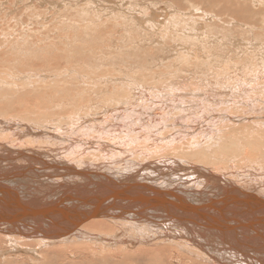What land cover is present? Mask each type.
<instances>
[{"label": "bare ground", "instance_id": "obj_1", "mask_svg": "<svg viewBox=\"0 0 264 264\" xmlns=\"http://www.w3.org/2000/svg\"><path fill=\"white\" fill-rule=\"evenodd\" d=\"M69 3L67 2L68 5ZM25 5L27 4L23 6ZM168 5L165 7L168 8ZM186 5L188 6V3ZM248 5L252 8V13L248 15L249 23L246 27L240 26L244 31L256 30L263 36H256V43L252 42L248 46L237 48L234 46L237 44L234 42L237 41L236 37H233L235 40L229 43L231 39L226 40L227 34L221 40L218 38L220 36L218 32L216 38L229 43L226 46L217 40L219 48L221 45L223 48L228 47L225 48L226 52L221 50L222 56L235 55L238 56V59L244 58L245 61L242 68L232 64L227 72L225 67L228 62L223 60L221 53L218 54L220 57L215 60L214 56L218 55L206 48L210 52L206 61L212 58L214 60H210L212 64L207 63L206 65H204L206 61L203 64L199 62L200 67L205 68L206 66V69L209 65L212 67V72L205 75L202 73L204 76L201 80L199 77H195L199 78L197 85L202 88L193 85L195 79L191 84L192 87L189 86L188 82H192L190 79L194 78L191 77L192 74L187 75L189 77L187 83L186 80L173 81L174 78L169 79L168 88L164 91L155 88L157 92L149 90L147 88L149 86L145 87L144 81L139 80L133 82V88L126 86L124 87L126 90L116 91V88V90L109 91L108 87L104 88L101 85L106 86L110 77L99 76L102 77L101 81L95 74L96 79L90 75L84 78L83 76L87 75L75 73L72 78V75L65 72L66 77L61 79L62 81L58 79L61 73L57 71L51 75L41 73L36 78L30 76L31 74L24 75L17 79L21 81L20 84L25 87V90L21 85L17 84L20 88L15 85L18 81L16 83L14 81L7 82L5 78L0 77V148L4 149L2 153L9 152L11 154L8 159L11 168L10 174L4 177L0 173V258L3 259L1 264H19L17 258H8L3 249L20 252L22 248H28L29 251L23 250V252L33 251L32 253H35L36 256H40L41 253L38 258L22 257L27 259L28 264H264V134L260 132L264 128V120L256 121L255 118L248 116L246 110L238 108V92L235 88L245 77H254L264 73V0H245L241 7L247 9ZM236 6L240 7V5ZM236 6L234 7L237 9ZM4 8H1L0 12ZM157 9L159 8L157 7ZM91 15L93 16V13ZM102 15L104 16V14ZM178 15L176 14V16ZM159 16L161 18V15ZM6 17L4 16V18ZM242 21H245V14L242 15ZM171 22H174V19ZM70 23V28L77 29L75 22L71 21ZM135 23H132L134 28ZM181 24H183L182 20ZM167 26L165 25V27ZM12 27L14 28V26ZM124 28L121 30L123 31ZM85 29L87 28L85 27ZM116 29L119 31L118 28ZM185 30V35L189 40L195 39L196 30L188 32L189 28ZM80 31V36H83L85 33L83 30ZM207 33L210 34V31ZM27 34L21 32L19 38L28 40L30 37H27ZM133 35L135 36V34ZM0 36L2 37V34ZM71 37L70 35H59L53 39L59 43H64V41L68 43L71 41ZM78 37L75 39L81 42V38ZM39 38L48 40L50 36L44 35ZM120 38L122 37L120 36ZM13 39L11 38V40ZM203 40L205 39L203 38ZM207 40L209 41L208 38ZM6 42V40L2 41L5 44ZM107 42L105 40V43ZM195 42L197 44L194 45V49L202 51L201 43ZM203 42L202 44H209ZM113 43L116 42L113 41ZM211 44L207 46L211 48L214 45ZM7 46L8 44L4 46L5 49H11L13 45ZM178 48L174 49L175 52ZM79 49L81 53H84V48L78 47ZM105 49L108 48L105 47ZM128 49L130 50L129 46ZM183 49H186L184 52L181 51L187 57L191 51L188 53L187 48ZM194 49H192L191 55H193ZM206 49L204 54L207 52ZM108 51L110 50L108 49ZM171 51L169 50V52ZM88 53L90 52L88 51ZM134 53L136 54V51ZM164 53L168 54L167 50ZM175 54L177 55V52ZM124 55L126 56V53ZM206 55L208 56V54ZM177 56L175 59L181 55ZM109 57L110 60L112 57L114 58L111 55ZM189 57L183 58L182 64L174 59L173 62L176 61L178 66L179 64L183 65V62L188 63ZM87 59L89 58L87 57ZM161 59H163L162 56ZM97 60L100 61L98 58ZM196 60L197 58L194 59V64L197 65ZM194 64L192 65L196 67ZM70 66L73 69L74 66ZM102 66L106 65L102 64ZM202 67L200 70L203 69ZM91 68L93 67L91 66ZM134 72L136 71L134 70ZM205 72L207 71L205 70ZM105 73L107 72L105 71ZM137 73L135 74L137 75ZM168 73L164 75L166 76ZM183 73L188 74L187 71ZM163 76L160 77L163 78ZM165 76L164 78H166ZM185 78L187 79L186 76ZM48 79H52V81L58 79L55 83L56 86L62 83L71 85L55 88L50 84L47 88ZM176 80L178 79L176 78ZM86 84L89 87H85ZM160 87L163 88L162 85ZM229 87V91L234 97L227 99L223 94L217 92ZM198 94L200 96L208 95L214 102L218 98L216 101H220L221 104L216 103L209 106L208 102L207 104H205L206 102L201 103ZM144 95H149V99L154 103L144 104L142 98ZM119 100H123L124 106H131L123 109L131 112L130 121L123 126L115 116L109 119L105 118L112 113L111 109L115 110L121 105L114 104ZM98 101L101 104H98ZM176 101L180 102V105H175ZM133 102H136L137 105H130ZM173 112L176 115L184 114L185 117L178 116V118L174 117L170 120L169 115ZM262 113H264V109ZM136 114L139 122L134 119ZM217 115L221 118L216 120ZM142 116H145L149 122L143 123ZM216 121L217 124L219 123L218 130L215 129V131L211 129V126H207ZM171 125L172 129L173 127L175 129H173L174 131L179 130L176 126L180 125L182 128L178 131L180 136L192 133L199 136L183 139L184 142H187L185 144L179 140L183 145L174 148L176 146L174 134H170L174 139L171 138L169 143H166L169 139L164 136V130ZM215 126L214 128H216ZM190 131L191 133H189ZM166 132L169 134V130ZM154 134H157V137H154ZM109 137L111 139L115 137L113 142ZM116 142H119L120 149L116 147ZM125 142L132 145V148L124 147L125 149H123L122 146ZM9 145L11 146L7 147ZM120 153L125 156L121 157ZM26 165L31 168H27L30 174L45 177L47 183L40 184L30 182L29 179L19 178L21 174L25 173ZM155 199L160 204L156 205ZM4 255L7 259L2 258Z\"/></svg>", "mask_w": 264, "mask_h": 264}, {"label": "rangeland", "instance_id": "obj_2", "mask_svg": "<svg viewBox=\"0 0 264 264\" xmlns=\"http://www.w3.org/2000/svg\"><path fill=\"white\" fill-rule=\"evenodd\" d=\"M38 1V2H36ZM44 1V2H43ZM59 1V2H58ZM70 1V3H69ZM77 1V2H76ZM81 1V2H80ZM85 1V2H84ZM106 1V2H105ZM184 1V3H183ZM181 0V3H180V0H172L173 4H171V0H165V1H162V0H0V10L1 8H4V10H2L0 12V35L2 34V37H1V43H0V77L1 78H5L7 80V82H11V81H14L16 84V86H19L21 85V81L19 79H17L18 77H22L24 75H30L34 78L37 77V75L43 73V74H46V75H51L53 73H55V71L57 72H60L61 73V76L58 78V79H62L65 76V72H67L70 76L72 75V78L74 76V73L75 74H79V75H87V76H83L84 78L86 77H89V75L93 78L96 79V77H98L97 79L101 80L100 78H105V77H110L109 78V81L107 80V83H106V86L105 85H101V87H108L107 90L109 91H113V90H117L116 91H119V90H122L124 89V87H128V88H133V82L135 81H141L143 82L144 81V86L147 87L149 90H153L155 92H157V89L158 90H163L164 89L166 90L169 86L168 84V81L169 79L171 78H174L173 81H185L186 80V83L187 81L189 80L188 76L189 74H192L191 77H194V78H191L190 80L192 82H188L189 83V86L192 87L191 84L195 85V86H198L197 83H198V80L200 78V80L203 78V76L208 73V72H212V67L211 65L207 66V69H206V66L205 68L202 67L203 69L200 70V63H205L206 61V58L209 57V54L210 52L209 51H214V53L216 55H218L219 53H221V56L223 54L222 51L226 52V49L228 47H225L223 48V46L221 45V48H219L217 46V40L219 39H223L226 37V34H227V37H226V40H230V42H233L235 39H237V41L235 40V44L234 46H237V48H240V47H244V46H248L250 43H256L255 42V37L256 36H263V35H260V33L256 30H248V31H244L242 29L241 26H245L248 25V15L250 13H252V8L251 6L248 5V8H242L241 5H244V1L245 0H236V1H232L234 2L232 4V2L230 0ZM221 1V2H220ZM16 2V4H15ZM40 2V3H39ZM65 2V3H64ZM67 2L69 3V5L67 4ZM84 2V3H83ZM109 2V3H108ZM171 2V3H170ZM175 2V3H174ZM225 2V3H224ZM243 2V4H242ZM63 3V4H61ZM78 3V4H77ZM170 3V4H169ZM188 3V6L186 5ZM220 3V4H219ZM228 3V4H227ZM24 4H27L25 6H23ZM62 6H61V5ZM65 4V5H64ZM85 6H84V5ZM169 4V5H168ZM185 4V5H184ZM16 5V6H15ZM67 5V6H66ZM75 5V6H74ZM79 5V6H77ZM160 5V7H159ZM166 5H168V8L165 7ZM172 5V6H171ZM179 5H182V6H179ZM192 5V6H191ZM233 5V6H231ZM236 5H240V7H237ZM12 6V7H11ZM13 6H14V9H13ZM84 6V7H83ZM174 7V8H171V7ZM204 6V7H203ZM224 6H226L224 8ZM236 6L237 9L234 7ZM8 7V8H7ZM28 7V8H27ZM58 7V8H57ZM115 7V8H114ZM157 7L160 9H157ZM166 8L165 10L163 8ZM194 7V8H193ZM211 7V8H210ZM219 7V8H218ZM232 7V9H231ZM24 8V9H23ZM83 8V9H81ZM104 8V9H103ZM183 8V10H182ZM201 8V9H200ZM242 8V9H241ZM10 10V13H9V10ZM17 9V10H16ZM102 9V11H101ZM112 9V10H110ZM187 9V10H186ZM190 9V10H188ZM224 9V10H223ZM230 9V10H229ZM234 9V10H233ZM6 10V11H5ZM14 10V11H13ZM16 10V11H15ZM27 10V11H26ZM109 10V11H108ZM117 10V11H116ZM131 10V11H130ZM159 10V11H158ZM226 10V11H225ZM236 10V11H235ZM30 11V12H29ZM108 11V12H106ZM113 11H116V12H113ZM121 15H119L120 13ZM158 11V12H157ZM173 11V12H172ZM193 11V12H192ZM209 11V12H208ZM233 11V12H232ZM238 11V12H237ZM29 12V13H28ZM87 12V13H86ZM111 12V14H110ZM113 12V13H112ZM170 12V13H169ZM237 12V13H236ZM243 12V13H242ZM5 13V15H4ZM6 13H9V14H6ZM93 13V16L91 15ZM118 13V14H117ZM123 13V14H122ZM128 13V14H126ZM6 18H4V16ZM104 14V16L102 15ZM130 14V15H129ZM176 14L178 16H176ZM190 14V15H189ZM193 14V15H192ZM225 14V15H224ZM245 14V21L243 22L242 21V15ZM102 15V16H101ZM129 15V16H128ZM132 15V16H131ZM161 15V18L160 16ZM233 15V16H232ZM239 15V16H238ZM49 16V17H48ZM108 16V17H107ZM119 16V17H118ZM137 16V17H136ZM165 16V17H163ZM180 16V17H179ZM198 16V17H197ZM217 16V17H216ZM80 17V18H79ZM100 17V18H99ZM122 17V18H121ZM168 17V18H167ZM170 17V18H169ZM179 17V18H177ZM195 17V18H194ZM210 17V18H209ZM222 17V18H221ZM9 18V19H8ZM121 18V20H120ZM194 18V19H193ZM214 18V20H213ZM220 18V19H219ZM240 18V19H239ZM14 19V20H12ZM17 19V20H15ZM139 19V20H138ZM160 19V21L158 20ZM172 19H174V22H171ZM197 19V20H196ZM199 19V20H198ZM212 19V20H211ZM233 19V20H232ZM238 19V20H237ZM80 20V21H79ZM92 20V21H91ZM94 20V21H93ZM126 20V21H125ZM178 20V21H177ZM180 20V21H179ZM181 20L183 22V24H181ZM186 20V21H185ZM223 22H222V21ZM236 20V21H235ZM3 21V22H2ZM5 21V22H4ZM9 21V22H8ZM15 23H14V22ZM75 22L76 26H77V29L74 28V30L72 28L69 27V25L71 24L70 22ZM80 23H79V22ZM129 21V23H128ZM136 23H135V22ZM166 21V22H165ZM170 21V22H169ZM177 21V22H176ZM185 21V22H184ZM201 21V22H200ZM240 21V22H239ZM179 22V23H178ZM189 22V23H187ZM193 22V23H192ZM226 22V23H225ZM239 24H236L238 23ZM247 22V23H246ZM2 23V24H1ZM64 23V24H63ZM124 23V24H123ZM132 23H135V28L133 27L134 25ZM141 23V24H140ZM146 23V24H145ZM169 23L170 26H169ZM178 23V24H176ZM200 23V24H199ZM230 23H233V24H230ZM6 24H8L6 26ZM61 24V25H59ZM67 26H66V25ZM78 24V25H77ZM81 24V25H80ZM85 24V26H83ZM90 24V26H89ZM176 24V25H175ZM181 24V25H180ZM186 24V25H184ZM193 24V25H192ZM203 24V25H202ZM205 24V25H204ZM220 24V25H219ZM4 25V26H3ZM22 25V27H21ZM114 25V27H113ZM123 25V26H122ZM132 25V26H131ZM165 25L167 27H165ZM193 27H192V26ZM199 25V26H198ZM209 25V27H208ZM241 25V26H240ZM2 26V27H1ZM11 26H14V28ZM20 26V27H19ZM92 26V27H91ZM111 26V27H110ZM117 26V27H116ZM122 26V27H121ZM126 26V27H125ZM131 26V27H129ZM141 26V27H140ZM152 26V27H150ZM224 29H222L223 27ZM227 28H231L232 29H227ZM229 26V27H228ZM27 27V29H26ZM62 27V28H61ZM85 27L87 29H85ZM94 27L95 30H94ZM125 27V28H124ZM129 27V28H128ZM168 27H169V30H168ZM196 27V28H195ZM206 27V28H205ZM213 27V28H212ZM220 27V28H219ZM241 27V28H240ZM2 28V29H1ZM56 28V29H55ZM82 28V29H81ZM110 28V29H109ZM118 28L119 31L116 29ZM122 28L123 31L121 30ZM141 28V29H140ZM146 28V29H145ZM163 28V29H162ZM178 28V29H177ZM188 31H194L196 30V34L198 35V37L201 36V34H203L200 39H198L197 35L195 36V39H192V40H189V38H187L188 36L185 35V29H188ZM192 28V29H191ZM198 28H200V30H197ZM211 28V29H210ZM235 28V29H234ZM7 29V30H6ZM9 29V30H8ZM12 29V30H10ZM21 29V30H20ZM65 29V30H64ZM145 29V30H144ZM155 29V31H154ZM156 29H159V30H156ZM202 29H204L203 31H201ZM234 29V31H233ZM25 30V31H24ZM33 30V32H32ZM80 30H83V32L85 34H83V36H80ZM87 30V31H85ZM90 30V31H89ZM125 30V31H124ZM137 30V31H136ZM144 30V31H143ZM161 30V31H160ZM223 30V32H221ZM225 30H226V33H225ZM2 31V33H1ZM4 31V32H3ZM30 31V32H29ZM37 31V32H36ZM43 31V32H42ZM47 31V32H46ZM80 31V32H79ZM110 31V34H108ZM138 33H136V32ZM141 33H139V32ZM148 31V33H146ZM164 31V32H163ZM181 31H184V32H181ZM210 31V34L207 33ZM214 31V32H213ZM12 32V34H11ZM25 34V33H28L27 34V37H30L28 40H21L19 37V34ZM40 32V33H39ZM57 32V33H56ZM73 32V33H72ZM82 32V33H83ZM92 32V33H91ZM114 32V33H112ZM121 32V33H119ZM145 32V34H144ZM158 32V33H157ZM176 32V33H175ZM200 35H199V33ZM205 32V34H204ZM212 32V33H211ZM220 34H219V33ZM248 32V33H247ZM251 32V33H250ZM48 33V34H47ZM61 33V34H60ZM81 33V35H82ZM94 33V34H93ZM118 33L119 35L117 36ZM123 33V34H122ZM164 33V34H163ZM185 35H183V34ZM218 33V38H216V34ZM230 33V34H229ZM72 34V35H71ZM74 34V35H73ZM104 34V35H102ZM114 34V35H113ZM122 34V35H121ZM126 34V35H124ZM135 34V36L133 35ZM140 34V35H139ZM175 34V35H174ZM182 34V36H181ZM209 34V35H208ZM225 34V36H224ZM229 34V35H228ZM44 35H47V36H50V38L48 40H41V38L39 37H42ZM59 35H67L71 37V41L67 43V41H64V44L63 42H60L59 41H55L53 39V37L55 36H59ZM85 35V36H84ZM89 35H90V39H89ZM98 35V36H97ZM133 35V36H131ZM140 37H139V36ZM149 35V36H148ZM208 37H207V36ZM213 35V36H212ZM215 35V36H214ZM234 35V36H232ZM247 35V36H246ZM5 36V37H4ZM22 36V35H21ZM77 38L78 37L82 43V44L78 39H75V37ZM87 36V37H86ZM120 36L122 38H120ZM173 36V37H172ZM177 36V37H175ZM187 36V37H186ZM206 38H205V37ZM231 36V38H230ZM241 36V37H240ZM108 37V38H107ZM112 37V38H111ZM118 37V38H117ZM145 37V38H144ZM175 37V38H174ZM184 37V38H183ZM187 39H186V38ZM205 40H203V38ZM210 37V38H209ZM212 37V38H211ZM229 37V38H228ZM233 37L235 38L233 40ZM240 37V39H239ZM11 38L13 40H11ZM103 38V39H102ZM207 38L209 39V41L207 40ZM216 38V39H215ZM251 38V39H250ZM21 41H20V40ZM89 42H88V40ZM126 39V40H125ZM132 39V40H131ZM137 39V40H136ZM158 39V40H157ZM179 39V40H178ZM183 41H182V40ZM186 39V40H185ZM198 39V40H196ZM211 39V40H210ZM253 39V40H252ZM264 39V38H263ZM7 41L6 44L5 43H2V41ZM11 40V41H10ZM17 40V41H16ZM84 40V41H83ZM94 40V41H93ZM96 40V41H95ZM105 40L107 43H105ZM112 40V41H111ZM185 40V41H184ZM199 40H203V41H199ZM212 40H215V41H212ZM219 40L218 42L219 43H224V45L226 44V46H228L229 43L226 42H223ZM233 40V41H232ZM9 41V42H8ZM74 41V42H73ZM76 41V42H75ZM93 43H92V42ZM112 43H111V42ZM116 42L115 44L113 43ZM124 41V42H123ZM128 41V42H127ZM146 41V42H145ZM195 41H197L198 43H201V50L202 51H198L197 49L195 50V44H197ZM13 42V44H12ZM17 42V43H16ZM73 42V43H72ZM118 42V43H117ZM119 42H122V43H119ZM155 42V43H154ZM164 45H162L163 43ZM181 42V43H180ZM203 43H209V44H202ZM10 43V44H9ZM72 43V44H71ZM76 45H75V44ZM80 43V44H79ZM86 43V44H85ZM92 43V44H91ZM98 43V44H97ZM108 43H109V46H108ZM131 45H129V44ZM146 43V44H145ZM162 43V44H161ZM194 43V44H193ZM211 43H213L214 45L216 46H207V45H212ZM8 44L7 47L12 46L14 47L15 49H13L11 47V49L9 48H6L4 46H6ZM16 44V46H15ZM57 44V46L60 48H58L57 46H55ZM70 46H69V45ZM88 44V45H87ZM102 44V45H101ZM106 44V45H105ZM143 44V45H142ZM149 44V45H148ZM157 44V45H156ZM53 45V46H52ZM64 45V46H62ZM68 45V46H67ZM130 48V50L128 49V46ZM139 45V46H138ZM148 45V46H147ZM161 47H159V46ZM173 45V47L171 46ZM180 45V46H179ZM187 48V52L189 53L190 51L192 52V49L193 50V55H191V52L190 54H187L188 56H190L188 58V63H184L183 62V65H181L182 63V59L183 58H187L185 57V53L184 50L186 49H183L184 47ZM195 45V46H194ZM257 45V44H255ZM260 45V44H259ZM263 45H264V41H263ZM102 46V48H101ZM108 48L110 51H108V49L106 50L105 47ZM125 46V47H124ZM147 46V47H146ZM178 46L180 47V49L178 48ZM190 46V47H189ZM205 46V47H204ZM207 46V47H206ZM4 47V48H3ZM44 47V48H43ZM52 47V48H51ZM62 47H67L66 49L62 48ZM78 47L83 49L84 50V53H81L80 52V49L78 50ZM91 47V49H90ZM135 47V48H134ZM137 47V49H136ZM176 47L178 48V50H176L177 52V55L180 56L179 58L175 59L177 56L175 53V50ZM189 47V48H188ZM214 47V48H213ZM216 47V49H215ZM219 50H218V48ZM71 48V49H70ZM165 48V49H164ZM182 48V49H181ZM192 48V49H191ZM206 48H209L208 50ZM73 49H76V50H73ZM97 49V50H96ZM100 49V50H99ZM121 49H122V52H121ZM133 49V50H132ZM163 49V50H162ZM207 50V52H205L204 54V50ZM211 49V50H210ZM10 50V51H9ZM15 50V52H14ZM18 50V51H17ZM58 50V51H57ZM74 52H73V51ZM90 53H88V51ZM112 50V51H111ZM167 50L168 54L167 53H164L165 51ZM169 50H173L171 52H169ZM183 52H182V51ZM222 50V51H221ZM4 51V52H3ZM63 51V53H62ZM66 51V52H65ZM72 53V55H70L68 52ZM78 51V52H77ZM92 51V52H91ZM100 51V52H99ZM131 51V52H129ZM136 51V54L134 53ZM159 51V52H158ZM216 51V52H215ZM219 51V52H218ZM9 52V53H8ZM17 52V53H16ZM22 52V53H21ZM58 52V53H56ZM102 52V53H101ZM116 52V53H115ZM150 52V53H149ZM180 52V53H179ZM183 55H182V53ZM186 52V51H185ZM218 52V53H217ZM4 53V54H3ZM61 53V54H60ZM76 53H79V54H76ZM100 53V55H99ZM124 53H126V56L124 55ZM143 53V54H142ZM198 53V54H197ZM16 54V55H14ZM62 56H60V55ZM76 54V55H75ZM81 54V55H80ZM89 54V56H88ZM91 54V55H90ZM103 54V55H102ZM107 54V55H106ZM117 54V55H116ZM130 54V55H129ZM140 54V55H139ZM145 54V55H144ZM166 54V55H165ZM171 54V56H170ZM173 54H175V56H173ZM180 54V55H179ZM203 54V55H202ZM208 54V56L206 55ZM52 55V56H51ZM59 55V57H58ZM66 55V57H65ZM69 55V56H68ZM80 57H79V56ZM114 56V58L112 57V59L110 60L109 56ZM119 55V56H118ZM159 57H158V56ZM168 55V56H167ZM185 55V56H184ZM202 55V56H201ZM14 56V57H13ZM72 56H74L72 58ZM77 56V57H76ZM84 56H86L85 58H83ZM107 56V57H106ZM121 56V57H120ZM128 56H129V59H128ZM133 56V57H132ZM161 56L163 57V59H161ZM177 56V57H178ZM201 56V58H200ZM214 56V55H213ZM7 57V59H6ZM54 57V58H53ZM57 57V58H55ZM65 57V58H64ZM70 57V58H69ZM87 57L89 59H87ZM96 57V58H95ZM123 57V58H122ZM131 57V58H130ZM144 57V58H142ZM152 57V58H151ZM158 57V58H157ZM164 57L166 58L164 60ZM169 57H171L169 59ZM197 58V62L198 64H194V59ZM203 57V58H202ZM205 57V58H204ZM215 60H217L220 55L218 56H214ZM223 57V56H222ZM222 57H221V60H222ZM14 58V59H13ZM60 58V59H59ZM78 58V59H77ZM94 58V60H93ZM97 58L101 61H98ZM212 58V57H211ZM56 59V60H55ZM62 59V60H61ZM65 59V60H64ZM77 59V60H76ZM84 59V60H83ZM106 59V60H104ZM117 59V60H116ZM122 59V60H121ZM142 59V60H141ZM178 61V63L180 62L181 64H179L178 66V63L175 61L173 62L174 60ZM199 59V60H198ZM213 59V58H212ZM212 59H210L212 61ZM213 59V60H214ZM227 60L228 64L227 66L225 67V70H227V72H229V67L232 66V64H235L237 65L236 67H239V68H242L243 67V62L245 61V59H238V56H230V55H227L225 57H223V60ZM8 62H6V61ZM13 60V61H12ZM90 60V62H89ZM94 62H93V61ZM104 60V62L102 63V61ZM110 60V62H109ZM113 60V61H112ZM120 60V62H119ZM153 60V61H152ZM190 60V61H189ZM209 61H206V63L204 65H206L207 63L209 64H212L211 62ZM83 61V62H82ZM89 63H88V62ZM149 61V62H148ZM170 61V62H169ZM186 61V60H185ZM202 61V62H201ZM68 62V63H67ZM81 62V64H80ZM118 62V63H117ZM148 64H147V63ZM163 62V63H162ZM200 62V63H199ZM19 63V64H18ZM53 63V64H52ZM58 65H57V64ZM89 65H88V64ZM91 63V64H90ZM96 63V64H95ZM106 63V64H105ZM110 63V64H109ZM121 63V64H120ZM171 63V64H169ZM241 63V64H240ZM2 64V65H1ZM9 64H11L9 66ZM33 66H32V65ZM65 64H67L65 66ZM72 65L73 69L71 68L70 65ZM98 64V65H97ZM102 64H104V66L108 65L107 67H103ZM116 64V65H114ZM144 64H146L144 66ZM175 64V65H174ZM177 64V65H176ZM185 64V65H184ZM192 64H194L196 67H194ZM56 65V66H55ZM84 67H83V66ZM100 65V66H99ZM112 65V66H111ZM142 67H141V66ZM158 67H157V66ZM169 65V66H168ZM190 65V66H188ZM58 66V67H57ZM77 66V67H75ZM91 66L93 68H91ZM173 66H175L173 68ZM177 66V67H176ZM199 66V67H198ZM16 69H15V68ZM40 67V68H38ZM88 67V68H87ZM97 67V68H95ZM121 67V68H120ZM137 67V69H135ZM150 67V69H149ZM169 67V68H168ZM179 67V68H178ZM193 67V68H192ZM28 68V71H26V69ZM61 68V69H60ZM70 68V69H68ZM78 70H77V69ZM81 68V69H80ZM107 68V69H105ZM129 68V69H128ZM134 68V69H133ZM154 68V69H153ZM159 68V69H158ZM163 68V69H162ZM168 68V69H166ZM177 68V69H176ZM195 68V69H194ZM198 68V69H197ZM9 69V70H8ZM20 71H17L19 70ZM39 69V70H38ZM60 71H59V70ZM64 69V70H63ZM76 69V70H75ZM114 71H113V70ZM127 69V70H126ZM133 69V70H132ZM156 69V70H155ZM179 70V71H176V70ZM25 70V71H24ZM62 70V71H61ZM66 70V71H65ZM68 70V71H67ZM100 70V71H99ZM134 70L136 72H134ZM162 70V71H161ZM183 70V71H182ZM195 70H197L195 72ZM207 71L204 73V71ZM209 70V71H208ZM11 71V72H10ZM17 71V72H16ZM24 71V72H23ZM31 71V73H30ZM92 73L90 74L89 73ZM94 71V72H93ZM97 71V72H96ZM99 71V72H98ZM105 71L107 73H105ZM124 71V72H123ZM130 71V72H129ZM140 71V72H139ZM147 71V72H146ZM174 71V72H173ZM188 72L187 73H183V72ZM199 71V74L197 75ZM202 71V72H201ZM86 72V73H85ZM110 72V73H109ZM138 72V73H137ZM169 72V73H168ZM177 72V73H175ZM182 72V73H181ZM10 73V75H9ZM14 73V74H13ZM34 73V74H33ZM49 73V74H48ZM101 73V74H100ZM109 73V74H108ZM114 73V74H113ZM137 73V75H140L139 77L135 74ZM158 73V74H157ZM160 73V75H159ZM163 73V74H162ZM165 73H168L166 76L164 75ZM181 73V74H179ZM204 75H203V74ZM96 77H95V75ZM113 74V75H112ZM119 76H118V75ZM126 74V75H125ZM134 74V75H133ZM143 74V75H142ZM157 74V75H156ZM173 76H172V75ZM36 75V76H35ZM108 75V76H107ZM147 75V76H146ZM150 75V76H149ZM166 78H164V76ZM169 75H171V77L169 78ZM183 75V76H182ZM194 75V76H193ZM15 76V77H14ZM99 76H102V77H99ZM114 78H113V77ZM137 76V77H136ZM160 76H163V78H161ZM185 76L187 77V79L185 78ZM68 78H71L69 76H67ZM128 77V78H127ZM134 77V78H133ZM195 77H199V78H195ZM118 78V79H117ZM123 78V79H122ZM130 78V79H129ZM139 78V79H138ZM144 78V79H143ZM155 78L159 79L158 82H157V79L155 80ZM168 78V79H167ZM176 78L178 80H176ZM17 79V80H16ZM56 79V80H58ZM114 79V81H112ZM122 79V80H120ZM132 79V80H131ZM195 79V80H194ZM55 79L52 81V79H48L47 80V88H49L50 84L53 85L52 87H68L70 86L71 84L70 83H62V84H59V85H55V83L57 82ZM61 80V81H62ZM117 80V81H116ZM124 80H125V83H124ZM155 80V81H153ZM162 80V81H161ZM20 81V82H19ZM55 81V82H54ZM60 81V82H61ZM120 81H121V85H120ZM148 81V82H147ZM51 82V83H50ZM54 83V84H53ZM123 83V84H122ZM152 83V84H151ZM159 83V84H158ZM168 85H167V84ZM19 84V85H17ZM151 84V85H149ZM154 84V85H153ZM165 84L167 87L165 88ZM108 85V86H107ZM119 85V86H118ZM147 85V86H146ZM163 88H159V86H161ZM27 86V85H25ZM98 87H100V85H97ZM117 86V87H116ZM21 87L24 88L25 90V87L23 85H21ZM85 87H89L86 86ZM200 87V86H198ZM20 88V86L18 87ZM29 88V87H27ZM157 88V89H155ZM202 88V87H200ZM238 94V108H242L244 110L247 111L248 113V116H251L253 118L256 119V121H261V120H264V113L263 112V109H264V73L262 74H259L257 76H248V77H245L244 80H242V82L239 83L238 86L235 87ZM31 90V89H30ZM126 90V89H124ZM230 87L225 89V90H221V91H217V92H220L221 94H223V96L225 98H230V97H234V95H232L230 93ZM214 93V92H213ZM213 93H208V94H213ZM149 95H144L142 96L143 100H144V104H153L154 102L151 101L148 97ZM199 96L200 98V101L201 103H205L207 104L208 102V105L211 106V105H215L216 103L217 104H221L220 101H216L218 100L215 99V102L213 100H211L209 98L208 95H203V96H200L199 94L197 95ZM242 96V98H241ZM210 99V100H208ZM153 100V99H152ZM198 102V103H199ZM98 104H101L100 101L97 102ZM176 103V104H175ZM200 103V104H201ZM114 104H121L119 107H117L115 110H112V113L109 114L108 116H106L105 118L106 119H109L113 116L117 117L118 118V122L123 126L124 124H126V122L130 121L131 119V112L130 111H125L123 109L127 108V107H131V106H124L125 103H123V100H119V102H115ZM175 105H180V102L176 101L174 102ZM130 105H137L136 102H133L132 104ZM190 113V112H189ZM223 114V113H222ZM174 115V116H173ZM170 116V120H172V118L176 117L178 118V116H180V118H184V114H177L175 112H173L172 114L169 115ZM173 116V117H172ZM219 115H217V119L221 118V117H218ZM166 116H165V120H166ZM223 118V117H222ZM134 119L138 121V116L136 114V116L134 117ZM142 119V122L143 123H146V122H149V120L145 117V116H142L141 117ZM224 119V118H223ZM169 120V119H167ZM215 120V119H214ZM167 125V124H166ZM165 125V126H166ZM207 125V124H206ZM216 125V126H215ZM219 125V123L217 124V121L214 122V123H211V125H207V126H211V129H217V126ZM214 126L216 128H214ZM177 128H179V130H176L177 131H174V127L172 129V125L167 127L164 133V136L166 138H168L169 140H167L168 142L166 143H169L171 142V138L173 136H170V134H174V138H175V141L172 140L174 143H175V147H179V146H182L183 144L187 143V142H184L185 140L187 139H191L196 136H199L198 134L196 133H192V134H189V135H185V136H180V133L178 131H180L182 128L179 126H176ZM115 128V127H113ZM169 130V134L166 132ZM215 130V131H216ZM178 134H177V133ZM261 134H264V128L260 130ZM191 133V131L189 132ZM196 135V136H195ZM192 136V137H190ZM154 137H157V134H154ZM187 137V138H186ZM110 138V137H109ZM172 138V139H174ZM115 137H113V139L110 138L111 142H113L112 140H114ZM185 139V140H183ZM181 140L183 143L181 145L180 141ZM120 143H122L120 141ZM151 143V142H150ZM149 143V144H150ZM177 143V144H176ZM129 143L125 142L124 143V146H122L123 149L125 148H132V145H127ZM180 144V145H179ZM12 145V144H11ZM11 145L7 146V147H10ZM119 142H116V147L119 148ZM168 145V144H167ZM178 145V146H177ZM128 146V147H127ZM130 146V147H129ZM125 147V148H124ZM120 149V148H119ZM149 149V148H148ZM4 149L3 148H0V173L4 176V177H7L9 174H10V164H9V157H10V153L7 152L6 154L2 153ZM122 154V155H121ZM120 156L121 157H124L125 155L123 153H120ZM26 171L24 174H21L19 176V178H23V179H29L30 182H36V183H40V184H46L47 183V179L45 177H42V176H33L32 174L29 173V170L27 171V168L28 169H31L30 167H27L26 165ZM18 179V178H17ZM6 253L5 255L8 256V258H17V262L19 264H28L27 263V259L26 258H29L28 256H31L33 258H38L41 256V253L39 252V250H36L37 252L40 253V256H36L35 253H32V252H23V250H26V251H29L28 248H22V250L20 252H15V251H9V249H3ZM7 250V251H6ZM33 250V249H31ZM15 254H14V253ZM26 253V255H24ZM3 256L2 258H6V256ZM12 255V256H11ZM14 255V257H13ZM19 255V256H18ZM36 256V257H35ZM22 257H26V258H22ZM20 258V259H19ZM24 260H22V259ZM30 259V258H29ZM3 259L0 258V264H1V261Z\"/></svg>", "mask_w": 264, "mask_h": 264}, {"label": "water", "instance_id": "obj_3", "mask_svg": "<svg viewBox=\"0 0 264 264\" xmlns=\"http://www.w3.org/2000/svg\"><path fill=\"white\" fill-rule=\"evenodd\" d=\"M154 202L156 203V205H157V204H160V202H157V199H155ZM17 209H18V208H17Z\"/></svg>", "mask_w": 264, "mask_h": 264}]
</instances>
